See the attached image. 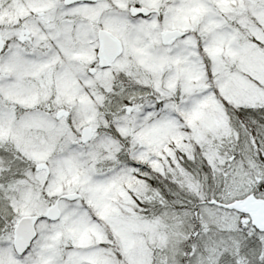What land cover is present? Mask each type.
Masks as SVG:
<instances>
[{"label":"snow or ice","instance_id":"1","mask_svg":"<svg viewBox=\"0 0 264 264\" xmlns=\"http://www.w3.org/2000/svg\"><path fill=\"white\" fill-rule=\"evenodd\" d=\"M0 264H264V0H0Z\"/></svg>","mask_w":264,"mask_h":264}]
</instances>
